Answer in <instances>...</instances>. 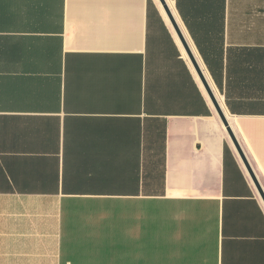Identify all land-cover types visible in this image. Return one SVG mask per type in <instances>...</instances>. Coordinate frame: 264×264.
I'll return each mask as SVG.
<instances>
[{
  "label": "crops",
  "instance_id": "0c3cea01",
  "mask_svg": "<svg viewBox=\"0 0 264 264\" xmlns=\"http://www.w3.org/2000/svg\"><path fill=\"white\" fill-rule=\"evenodd\" d=\"M173 2L264 191V0ZM0 264H264V198L156 0H0Z\"/></svg>",
  "mask_w": 264,
  "mask_h": 264
},
{
  "label": "water",
  "instance_id": "95a60500",
  "mask_svg": "<svg viewBox=\"0 0 264 264\" xmlns=\"http://www.w3.org/2000/svg\"><path fill=\"white\" fill-rule=\"evenodd\" d=\"M161 1H162L163 5L165 6V9L167 10V12L169 14V16L171 18V21H172V23H173L178 35L181 38V41L183 43V46H184L186 52L188 53V55H189L193 65H194L195 69L197 70V72H198L201 80L203 81V83H204L209 95L211 96V98H212V100H213V102L215 104L216 110H217V112H218L223 124L226 126L231 138L233 139V142L235 143V146L237 147L239 153L241 154V156H242V158H243V160H244V162H245V164H246L251 176L253 177L255 183L257 184V186H258V188H259V190H260V192H261V194H262V196L264 198V191H263L261 185L259 184V182L257 180V177H256V175H255V173H254V171H253V169H252V167H251V165H250V163H249V161H248V159H247V157H246V155H245V153H244V151H243V149H242V147H241V145H240V143H239V141H238V139H237V137H236V135H235V133H234V131L232 129V127H231V124H230V122H229V120H228L223 108L221 107V105L217 101L215 93H214L211 85L209 84V81H208V79H207V77L205 75V72H204V70H203L198 58L195 56V54L193 52V49L191 48V46H190V44H189V42H188L183 30L181 29L179 23L177 22V20L173 16L172 12L170 11L166 1L165 0H161Z\"/></svg>",
  "mask_w": 264,
  "mask_h": 264
},
{
  "label": "bare ground",
  "instance_id": "6f19581e",
  "mask_svg": "<svg viewBox=\"0 0 264 264\" xmlns=\"http://www.w3.org/2000/svg\"><path fill=\"white\" fill-rule=\"evenodd\" d=\"M165 1H166L167 5H168L170 11L172 12L173 16L175 17V19H176L177 22L179 23L181 29L183 30V26H182L181 20H180V18H179V16H178L177 12H176V10H175L173 0H165ZM156 2L158 3V5H159V7H160V9H161V11H162L164 17L166 18L168 24H169L170 27L172 28V30H173V32H174V34H175V36H176V38H177V40H178V42H179L181 48H182L183 54H184L185 57L189 60L190 65H191V68L193 69V71H194V73H195V75H196V77H197L199 83L201 84V86H202L204 92L206 93L207 97L209 98L210 102L213 104L214 109L216 110L215 104H214V102H213L211 96L209 95V93H208V91H207V89H206V87H205L203 81L201 80V78H200V76H199L197 70L195 69V67H194V65H193V63H192V61H191V59H190L188 53L186 52V50H185V48H184V46H183V43H182V41H181V38H180V36L178 35V33H177V31H176V29H175V27H174V25H173V23H172V21H171V18H170V16H169L167 10L165 9V6L163 5V3H162L161 0H156ZM188 42H189V41H188ZM189 44H190V46H191V43H190V42H189ZM191 48H192V46H191ZM197 58H198V57H197ZM198 60H199V58H198ZM199 62H200V61H199ZM200 64H201L202 68L204 69V66L202 65L201 62H200ZM204 72H205V75H206V77H207V79H208V81H209V84L211 85V87H212V89H213V91H214V93H215V96H216V98H217V101L219 102V104L221 105V107L224 108L223 99H222V97L219 95L216 86L214 85L212 79L210 78L208 72H207L205 69H204Z\"/></svg>",
  "mask_w": 264,
  "mask_h": 264
},
{
  "label": "rangeland",
  "instance_id": "374dc122",
  "mask_svg": "<svg viewBox=\"0 0 264 264\" xmlns=\"http://www.w3.org/2000/svg\"><path fill=\"white\" fill-rule=\"evenodd\" d=\"M218 93H219V91H218Z\"/></svg>",
  "mask_w": 264,
  "mask_h": 264
}]
</instances>
